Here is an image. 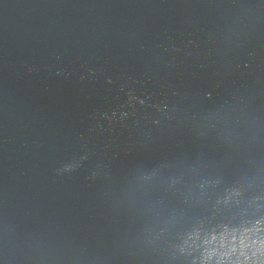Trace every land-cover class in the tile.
<instances>
[{
	"label": "water",
	"instance_id": "obj_1",
	"mask_svg": "<svg viewBox=\"0 0 264 264\" xmlns=\"http://www.w3.org/2000/svg\"><path fill=\"white\" fill-rule=\"evenodd\" d=\"M0 264H264V0H0Z\"/></svg>",
	"mask_w": 264,
	"mask_h": 264
}]
</instances>
